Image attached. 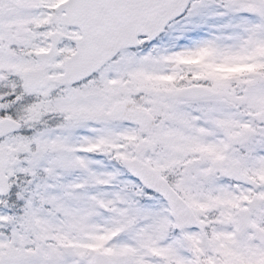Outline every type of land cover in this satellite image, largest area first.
<instances>
[{
    "label": "snow or ice",
    "instance_id": "6c2138e0",
    "mask_svg": "<svg viewBox=\"0 0 264 264\" xmlns=\"http://www.w3.org/2000/svg\"><path fill=\"white\" fill-rule=\"evenodd\" d=\"M0 264H264V0H0Z\"/></svg>",
    "mask_w": 264,
    "mask_h": 264
}]
</instances>
